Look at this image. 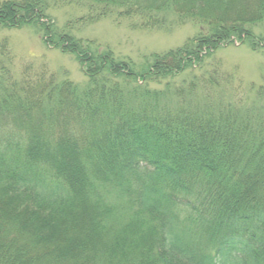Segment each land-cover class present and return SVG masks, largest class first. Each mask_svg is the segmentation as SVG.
<instances>
[{
  "label": "trees",
  "instance_id": "obj_1",
  "mask_svg": "<svg viewBox=\"0 0 264 264\" xmlns=\"http://www.w3.org/2000/svg\"><path fill=\"white\" fill-rule=\"evenodd\" d=\"M109 18L199 31L139 65L72 34ZM27 26L88 84L0 60V264H264V85L245 104L232 77L171 82L235 43L264 55V0H0Z\"/></svg>",
  "mask_w": 264,
  "mask_h": 264
},
{
  "label": "rangeland",
  "instance_id": "obj_2",
  "mask_svg": "<svg viewBox=\"0 0 264 264\" xmlns=\"http://www.w3.org/2000/svg\"><path fill=\"white\" fill-rule=\"evenodd\" d=\"M82 16L75 8H64L53 12L56 24L61 28L70 19ZM135 20H118L109 18L92 25H78L72 34L83 40L95 41L101 48H109L117 59H131L137 64L144 62L153 54H163L177 49L185 42L196 36L198 27L191 24H173L168 30H139L133 28ZM257 33L263 28L256 29ZM8 43L11 58H2L4 64L12 67L15 78L22 76L25 66L34 65L35 69H46L49 75H55L57 82L69 80L80 87L88 84L80 64L74 56L64 54L59 50L47 47L42 40L40 31L27 26L20 29H4L0 27V45ZM200 66V67H199ZM194 67L183 76L171 81L173 86L187 87L198 79H207L211 75L215 79L232 77V88L235 99H246L248 104L254 99L251 85L260 87L264 85V55L254 52L247 45L227 46L219 48L202 65ZM151 84L152 89L163 90L165 84ZM242 83V89L239 88ZM201 87V84H199ZM227 96L229 91L225 90Z\"/></svg>",
  "mask_w": 264,
  "mask_h": 264
}]
</instances>
